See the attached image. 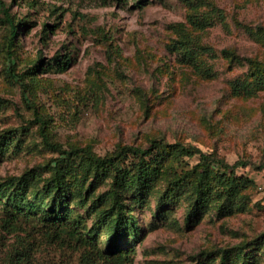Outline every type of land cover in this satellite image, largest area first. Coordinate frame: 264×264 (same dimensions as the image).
Segmentation results:
<instances>
[{
	"label": "rangeland",
	"instance_id": "374dc122",
	"mask_svg": "<svg viewBox=\"0 0 264 264\" xmlns=\"http://www.w3.org/2000/svg\"><path fill=\"white\" fill-rule=\"evenodd\" d=\"M5 15L18 28L11 46ZM259 29L264 0H0V135H16L0 156V182L30 168L47 177L63 152L102 158L151 140L241 161L247 166L235 173L254 182L244 210L217 218L207 208L187 220L184 200L158 209L157 185L142 205L123 200L137 233L114 245L133 249L130 264H199L201 252L259 239L264 264V91L245 97L229 86L245 72L242 59L264 61ZM65 59L63 72L53 69ZM93 187L85 206L70 209L84 215L98 197L108 207V181ZM88 215L89 227L95 214ZM4 220L0 264L14 253L25 264H80L82 251L44 240L34 222ZM104 233L94 240L101 249Z\"/></svg>",
	"mask_w": 264,
	"mask_h": 264
},
{
	"label": "trees",
	"instance_id": "16d2710c",
	"mask_svg": "<svg viewBox=\"0 0 264 264\" xmlns=\"http://www.w3.org/2000/svg\"><path fill=\"white\" fill-rule=\"evenodd\" d=\"M5 20L10 29L8 43L11 46L18 28L6 15ZM190 22L199 24L195 17H191ZM256 38L264 48V29L256 32ZM226 55L229 59L234 57L227 52ZM67 61L69 59L58 61L53 69L63 72ZM242 61L245 72L229 82L230 90L245 97L264 91V61L256 58ZM39 64L37 59L30 72L37 71ZM4 105L5 101L0 98V110ZM37 122L40 127L42 122L40 119ZM15 136V131L10 130L0 135V156L7 151ZM61 154L63 156L53 164H47V177H41L35 170L37 168H30L18 176L4 178L0 182V215L7 225L17 221L34 222L44 240L61 242L75 251H82L80 264L131 263L133 249H120L114 245L116 240L125 241L137 233L136 222L126 211L130 203H123L125 198L131 201V205H142L146 196L157 185H162V191L158 193V209L181 199L187 202V220L196 219L207 208L220 218L244 210L249 198L246 192L254 188L253 181L235 173L236 169L245 168L246 163L237 161L229 165L213 153H204L180 143L151 140L146 148L118 147L114 153L102 158L89 149ZM195 156L197 162L190 165L189 161ZM102 181H108L110 203L103 207L101 197L92 199L84 213L89 216L93 211L95 214L88 227L87 217L77 214L70 206L76 201V204L85 206L94 192L93 182ZM101 229L107 236L104 249L94 241ZM260 242L257 239L251 244L253 247L247 244L232 250L201 252L199 264L210 261L215 264H257V257H261L259 252L263 254ZM20 256L23 255L14 253L13 260L10 258L12 263L8 264H25L15 259Z\"/></svg>",
	"mask_w": 264,
	"mask_h": 264
}]
</instances>
